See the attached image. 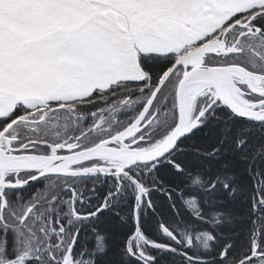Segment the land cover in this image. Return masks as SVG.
<instances>
[{"label": "snow or ice", "instance_id": "obj_1", "mask_svg": "<svg viewBox=\"0 0 264 264\" xmlns=\"http://www.w3.org/2000/svg\"><path fill=\"white\" fill-rule=\"evenodd\" d=\"M0 264H264V0H0Z\"/></svg>", "mask_w": 264, "mask_h": 264}]
</instances>
